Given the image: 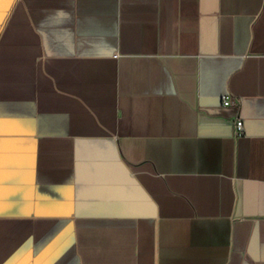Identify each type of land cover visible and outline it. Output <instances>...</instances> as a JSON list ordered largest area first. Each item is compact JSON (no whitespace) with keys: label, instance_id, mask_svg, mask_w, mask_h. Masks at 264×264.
I'll list each match as a JSON object with an SVG mask.
<instances>
[{"label":"crops","instance_id":"crops-1","mask_svg":"<svg viewBox=\"0 0 264 264\" xmlns=\"http://www.w3.org/2000/svg\"><path fill=\"white\" fill-rule=\"evenodd\" d=\"M0 264H264V0H0Z\"/></svg>","mask_w":264,"mask_h":264},{"label":"built area","instance_id":"built-area-1","mask_svg":"<svg viewBox=\"0 0 264 264\" xmlns=\"http://www.w3.org/2000/svg\"><path fill=\"white\" fill-rule=\"evenodd\" d=\"M222 103L223 105H227L229 103L227 96H224L222 98ZM242 132H243L242 121L241 119L237 118L234 122V133L237 135H241Z\"/></svg>","mask_w":264,"mask_h":264}]
</instances>
